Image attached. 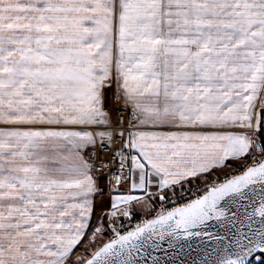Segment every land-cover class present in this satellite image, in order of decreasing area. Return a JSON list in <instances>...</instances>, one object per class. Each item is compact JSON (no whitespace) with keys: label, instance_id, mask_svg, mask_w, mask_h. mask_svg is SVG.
Returning <instances> with one entry per match:
<instances>
[{"label":"snow or ice","instance_id":"6c2138e0","mask_svg":"<svg viewBox=\"0 0 264 264\" xmlns=\"http://www.w3.org/2000/svg\"><path fill=\"white\" fill-rule=\"evenodd\" d=\"M255 151L264 153V0H0V264H133L166 238L211 239L194 229L225 217L222 203L250 199L257 185L264 193V159L123 234L113 225L153 185L164 202ZM129 160L131 190L143 195L112 196L103 216L113 238L73 261L102 183L117 164L108 183L128 179ZM249 207V231L219 264L264 252V195ZM106 230L92 229L89 245Z\"/></svg>","mask_w":264,"mask_h":264},{"label":"water","instance_id":"95a60500","mask_svg":"<svg viewBox=\"0 0 264 264\" xmlns=\"http://www.w3.org/2000/svg\"><path fill=\"white\" fill-rule=\"evenodd\" d=\"M261 195L264 193L261 192V187L257 185L255 190L250 193V199L239 203H222V206L227 209L225 217L219 221L213 219L194 229L202 233H210L211 239L207 235H201L172 244L166 238L159 242L158 247L149 244L134 253L133 264H219L221 258L237 251L233 244L236 239L235 234L238 231L245 233L249 231L247 215L251 213L249 205L253 201L258 203ZM259 224L260 218L255 217L251 227L255 229ZM259 253L264 252L258 250L248 256L245 264ZM231 258H235V256L233 255Z\"/></svg>","mask_w":264,"mask_h":264},{"label":"built area","instance_id":"2783aa9c","mask_svg":"<svg viewBox=\"0 0 264 264\" xmlns=\"http://www.w3.org/2000/svg\"><path fill=\"white\" fill-rule=\"evenodd\" d=\"M124 115H127V113H123ZM133 128H129L128 132L125 133V137H128V133L132 131ZM119 141H117V144L119 145ZM125 152H130L131 154H136L135 150H128L125 149ZM253 159H264V155L261 154V152L259 151H255L252 154H250L246 161L240 166L239 169L236 170H229V171H224L221 173H216V174H212L208 179L196 183L193 186L189 187L186 190H181L179 193H177V195L175 197L173 196H169V199L167 201H160L158 199V197H156L154 200L156 201L155 204L150 208V210H148L147 212H145L144 214H141L138 217H127L121 220H117L116 223L113 225V227L116 228L117 231H120L121 233L127 232L133 228H135V226L138 223H141L143 220L145 219H151L153 217H155L157 215V213L159 212V210L161 209V206L163 205V207L165 209L170 210L173 207H177L180 206L182 204H185L187 202H189L191 199H194L200 195L204 194V191L206 190V187L209 184L212 183H220L223 182L225 179L230 178L233 175H237L240 173V171L243 170V166L245 164H250L253 162ZM130 166H131V161L129 160L127 162V166L123 172V175L125 177L128 176L129 172H130ZM119 165H115L113 168V172H109L107 174V177H111L116 169H118ZM107 177L105 178V183L108 186V191H114L116 188H118L123 182H121L119 185H116L115 182L113 181L111 184L108 183L107 181ZM110 234L113 236L112 230L110 231ZM113 238V237H112ZM261 259L260 254H256L255 256H253L250 260L249 263H255V262H259Z\"/></svg>","mask_w":264,"mask_h":264},{"label":"crops","instance_id":"0c3cea01","mask_svg":"<svg viewBox=\"0 0 264 264\" xmlns=\"http://www.w3.org/2000/svg\"><path fill=\"white\" fill-rule=\"evenodd\" d=\"M137 128H133L131 132L136 131ZM140 130H162V129H149V128H143ZM247 157L243 160H239V161H228V166L223 167V168H216L213 169L211 172L206 174V178L204 176H202L201 178H199V180L197 181H191L190 183H185L182 189H185L187 187H190L191 185H193L196 182L199 181H203L205 179H207L210 175L212 174H216L219 172H224L226 170H228V168L233 167V166H238V165H242L245 161H246ZM128 179L124 180V182L118 187L116 188L114 191H108V186L106 185L105 182H103L102 187H103V195H97L95 197V201H96V207H95V211L93 212L92 215V223L90 225V229L88 232V236L85 238V240L90 237L91 233H92V229H94L95 227H97L100 224H103L104 226L107 225L108 222H110L106 217L103 216V212L104 210H106L109 206H110V199L112 196H118V195H136V196H142L143 193L139 190H131V182H132V173L129 172L128 174ZM181 189V190H182ZM150 191L154 194L152 197L149 198V201H144V202H134L133 205L131 206V215H140L143 214L144 212H146L153 204V201L156 197L155 194L157 193V187L155 185H153L150 188ZM180 191V188L177 189V192ZM169 195H171L169 193ZM127 217H123L120 216L117 220H121ZM105 237V236H104ZM84 240V242H85ZM106 240V238L101 241L102 243ZM83 242V243H84ZM82 243V244H83ZM79 245L77 247V249L75 250L73 256H72V260L75 261L77 256H83L82 254L84 252H86V250H83V246ZM86 249V248H85Z\"/></svg>","mask_w":264,"mask_h":264},{"label":"rangeland","instance_id":"374dc122","mask_svg":"<svg viewBox=\"0 0 264 264\" xmlns=\"http://www.w3.org/2000/svg\"><path fill=\"white\" fill-rule=\"evenodd\" d=\"M115 90V86H113V88L112 89H109V91H108V93H107V95L111 98L112 97V93H113V91ZM116 104H118V102L117 101H115V100H112V99H110V102H109V107H115L116 106ZM261 154H263L264 155V153H261ZM240 166H241V164L240 165H236V166H233V167H230V168H228V170L227 171H229V170H236V169H239L240 168ZM219 173H221V172H219ZM211 176V175H210ZM209 176V177H210ZM208 177V178H209ZM207 178V179H208ZM206 180V179H205ZM204 181V180H203ZM199 182H202V181H199ZM199 182H196V183H199ZM196 183H194V184H196ZM103 184V183H102ZM193 184V185H194ZM193 185H191V186H193ZM190 186V187H191ZM189 187H187V188H185V189H182V190H186V189H188ZM180 191H181V189H180ZM180 191H178L177 193H179ZM170 197H171V195H169ZM155 200L153 201V204H152V206L155 204ZM151 206V207H152ZM150 207V208H151ZM150 208L148 209V210H150ZM147 210V211H148ZM146 211V212H147ZM145 213V212H144ZM143 213V214H144ZM141 215V214H140ZM140 215H131V216H134V217H138V216H140ZM117 221V220H116ZM111 223V221L110 222H108L107 223V225L105 226V228L107 229L106 230V232L102 235V236H98L97 237V239H96V242L95 243H92L91 245H89V240L91 239V235H90V237H88L86 240H85V242L82 244V246H83V250H86V252H84L82 255L84 256V258L86 259L87 258V252L88 251H91V250H94L97 246H99L102 242L101 241H103L105 238H106V240H108V239H110V238H112L113 236L110 234V231H111V228H108L107 226H108V224H110ZM105 236V237H104ZM105 240V241H106ZM104 241V242H105ZM86 248V249H85ZM260 254V256H261V259H260V261L259 262H255V263H249V261H248V263L247 264H264V253H259Z\"/></svg>","mask_w":264,"mask_h":264}]
</instances>
